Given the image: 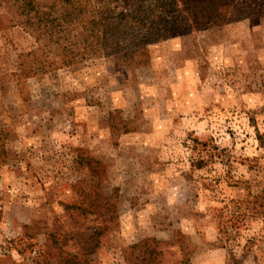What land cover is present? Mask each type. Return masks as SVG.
<instances>
[{"label": "rangeland", "instance_id": "obj_1", "mask_svg": "<svg viewBox=\"0 0 264 264\" xmlns=\"http://www.w3.org/2000/svg\"><path fill=\"white\" fill-rule=\"evenodd\" d=\"M228 2L0 0V264H264V0Z\"/></svg>", "mask_w": 264, "mask_h": 264}, {"label": "trees", "instance_id": "obj_2", "mask_svg": "<svg viewBox=\"0 0 264 264\" xmlns=\"http://www.w3.org/2000/svg\"><path fill=\"white\" fill-rule=\"evenodd\" d=\"M179 1L181 6H179L180 8L178 10L182 11L185 16L190 18V25L205 26L208 23H214L216 21L214 19L225 10V7L228 6V1L230 0H171V2L156 0V3H159L158 6H163L164 9L174 10L178 7ZM220 17L221 16L218 18ZM92 206L94 208L96 207V205ZM70 208L78 209L76 206H70ZM93 233L97 234L95 230H93ZM64 244L65 237L59 240V244L55 248L58 252L57 255L63 252L65 253V256L62 258L63 264H86L85 259H81L76 253H70L69 251L63 249Z\"/></svg>", "mask_w": 264, "mask_h": 264}]
</instances>
